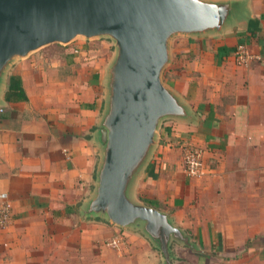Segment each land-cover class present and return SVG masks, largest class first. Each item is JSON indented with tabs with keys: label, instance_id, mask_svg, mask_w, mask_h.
<instances>
[{
	"label": "crops",
	"instance_id": "crops-1",
	"mask_svg": "<svg viewBox=\"0 0 264 264\" xmlns=\"http://www.w3.org/2000/svg\"><path fill=\"white\" fill-rule=\"evenodd\" d=\"M246 1L241 24L171 42L163 81L195 121L161 125L133 196L167 212L198 247L172 243V264H264V0ZM238 45L251 57L246 66L235 63ZM60 47L72 55L39 50L16 61L1 91L0 192L12 221L0 232V264H163L141 234L79 214L94 184L112 46ZM184 143L204 151L198 178L183 169ZM115 236L118 249L107 245Z\"/></svg>",
	"mask_w": 264,
	"mask_h": 264
},
{
	"label": "water",
	"instance_id": "water-1",
	"mask_svg": "<svg viewBox=\"0 0 264 264\" xmlns=\"http://www.w3.org/2000/svg\"><path fill=\"white\" fill-rule=\"evenodd\" d=\"M248 18L246 0H0V96L12 65L36 51L77 39L111 43L94 134V184L78 211L85 219L141 234L163 264H172V243L198 252L167 212L133 196L161 125L195 121L162 79L171 42L220 34Z\"/></svg>",
	"mask_w": 264,
	"mask_h": 264
},
{
	"label": "built area",
	"instance_id": "built-area-1",
	"mask_svg": "<svg viewBox=\"0 0 264 264\" xmlns=\"http://www.w3.org/2000/svg\"><path fill=\"white\" fill-rule=\"evenodd\" d=\"M77 51H75L76 53ZM248 50L243 45H238L234 51L237 66H246L250 60ZM204 151L191 143L182 144V165L187 176L198 178L203 174ZM12 221V204L7 193L0 192V232L7 228ZM123 242L121 236H115L107 241L112 248H119Z\"/></svg>",
	"mask_w": 264,
	"mask_h": 264
},
{
	"label": "rangeland",
	"instance_id": "rangeland-1",
	"mask_svg": "<svg viewBox=\"0 0 264 264\" xmlns=\"http://www.w3.org/2000/svg\"><path fill=\"white\" fill-rule=\"evenodd\" d=\"M48 46L39 51L40 55H70L66 54L63 50H60L58 46ZM112 54V50H109V55ZM165 73V72H164ZM163 73L162 79L164 80L166 78L165 74Z\"/></svg>",
	"mask_w": 264,
	"mask_h": 264
},
{
	"label": "trees",
	"instance_id": "trees-1",
	"mask_svg": "<svg viewBox=\"0 0 264 264\" xmlns=\"http://www.w3.org/2000/svg\"><path fill=\"white\" fill-rule=\"evenodd\" d=\"M56 46H58V48L60 49V50H63L66 54H70V53H67L66 52V50L68 49V48H62V47H60L59 45H56ZM70 55H72V54H70ZM12 83H13V85L15 84L13 81H12V78H10L9 79V88H11L12 87ZM17 84H15V86H16ZM12 87L13 88V90H15V91H17V89H18V87L16 86V87ZM18 98L20 99V96H18ZM23 99V98H22Z\"/></svg>",
	"mask_w": 264,
	"mask_h": 264
}]
</instances>
